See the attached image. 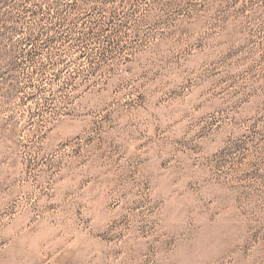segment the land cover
<instances>
[{
    "label": "rangeland",
    "instance_id": "1",
    "mask_svg": "<svg viewBox=\"0 0 264 264\" xmlns=\"http://www.w3.org/2000/svg\"><path fill=\"white\" fill-rule=\"evenodd\" d=\"M0 264H264V0H0Z\"/></svg>",
    "mask_w": 264,
    "mask_h": 264
}]
</instances>
